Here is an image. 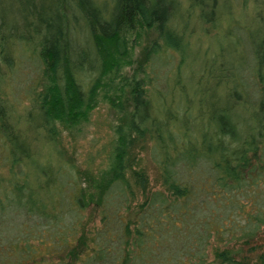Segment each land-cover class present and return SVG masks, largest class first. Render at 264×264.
<instances>
[{
  "label": "trees",
  "instance_id": "trees-1",
  "mask_svg": "<svg viewBox=\"0 0 264 264\" xmlns=\"http://www.w3.org/2000/svg\"><path fill=\"white\" fill-rule=\"evenodd\" d=\"M216 2L188 0L204 22L215 19ZM253 2L262 36L251 61H241L242 68L235 60L216 62L180 78L186 43L171 25L177 0H0L1 68L10 73L14 62L27 59L43 79L21 119L35 117L30 131L11 119L0 93V264H79L90 246L91 212L104 208L113 185L128 196L116 219L123 246L136 245L129 264H156L155 234L183 229L189 220L140 223L151 197L145 173L133 165L145 141L166 199L179 205L203 194L215 201L204 219L212 243L200 264H264L263 253L241 252L264 228V0ZM148 31L155 37L132 59L131 35ZM162 51L179 57L168 77L159 72L167 63L155 64ZM131 63L130 75L122 74ZM82 74L90 75L84 87ZM99 92L116 123L103 167L89 172L55 149L56 127L69 131L86 122ZM28 132L41 136L54 165L37 161ZM138 193L141 200L133 201ZM101 226L106 233L108 224Z\"/></svg>",
  "mask_w": 264,
  "mask_h": 264
},
{
  "label": "rangeland",
  "instance_id": "rangeland-1",
  "mask_svg": "<svg viewBox=\"0 0 264 264\" xmlns=\"http://www.w3.org/2000/svg\"><path fill=\"white\" fill-rule=\"evenodd\" d=\"M177 3V14L171 21V25L186 43V45L183 44L181 50L183 61L180 65V74L177 76L181 78L190 73L195 75L202 67H212L211 65L216 62L227 64L235 60L242 68L241 61L245 63L251 61L253 45L262 36L254 17L255 3L253 0H217L215 19L210 22L202 21L198 16V9L190 7L188 0H177ZM154 37L153 31H148L146 34L140 33L137 38L135 35H131L129 44L131 43L133 47L132 59L139 58L141 48ZM80 42L82 40L79 38L78 43ZM80 47L86 49L87 45L83 42ZM21 58L23 57L21 56ZM178 58L175 52L162 51L155 60V64L166 62L167 64L162 66L159 72L165 73L168 77L171 72L175 71ZM133 65L134 63L122 66L120 72L130 75ZM12 66V71L8 73L10 70L3 66L1 68L0 64L1 97L8 106L11 119L16 123L18 121L19 125L30 131L36 122L35 117L28 123L21 122V119H24L29 99L33 95L32 92L41 87L43 82L41 71H34L32 63L27 59L21 62L16 61ZM147 70L145 68L146 73ZM87 77L89 78L90 75H81L82 87H84L83 84ZM145 87H147L146 83ZM106 93L110 94L111 92L107 91ZM115 123V109L101 99L99 92L96 105L91 110L86 122L69 131H64L57 125L58 139L55 149L60 151L63 158L72 162L77 169L95 172L104 165L106 154L109 152L113 140L111 127ZM32 136V133H27V138L31 139L33 146L36 147L35 158L37 161L47 162L50 160L54 165L56 162L54 155L40 138L41 136L36 137L35 140L32 139ZM147 145V141H145L144 147L140 150L135 149L134 152L137 162L133 166L140 167L145 173L147 178L145 195L151 197L150 203L140 217V223L144 226L146 223L154 225L155 220H159L160 223L165 216L179 219L184 215L189 220V222L185 221V224L187 222L188 224H183V229L177 230L172 226L168 231H164V236L155 234L156 242L160 243L156 248L155 263L179 264L178 261H181L183 264H200L202 250L208 241L212 243V237L206 230L204 219L214 209L215 201L211 196L203 194L179 205L166 199L162 195L159 172L149 158ZM2 174L5 175L4 170H2ZM28 180L31 184L35 183L33 175L28 177ZM140 200L141 194H135L133 201L139 202ZM127 205L128 196L119 185H113L107 191L104 208L93 212L89 207L85 208L84 213H92L85 227L90 246L79 264H129L128 250L136 245L132 244L127 248L123 246V240L119 236V222L116 219V214L124 211ZM175 223L177 226L181 225L177 220ZM105 224H108L107 232L102 233L99 229L102 227L101 225ZM139 226H141L140 229H143L142 225L139 224ZM132 237L139 238L135 233ZM250 245H252L251 249L247 246L241 249L242 254L251 258L261 253L264 254V228L258 232ZM133 263L141 264L135 259H133Z\"/></svg>",
  "mask_w": 264,
  "mask_h": 264
}]
</instances>
